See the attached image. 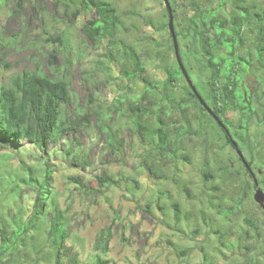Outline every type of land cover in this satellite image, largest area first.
Wrapping results in <instances>:
<instances>
[{"label":"rangeland","instance_id":"rangeland-1","mask_svg":"<svg viewBox=\"0 0 264 264\" xmlns=\"http://www.w3.org/2000/svg\"><path fill=\"white\" fill-rule=\"evenodd\" d=\"M22 1L24 9L18 16L12 12L10 0L6 4L0 0V84H8L11 77L36 70L38 65L49 73L47 56L51 51L63 66L69 60L70 99L65 110L76 134L48 151L26 142L5 148L0 153V174L19 179L33 173L42 176L46 164L53 169V203L68 219L64 264L75 255L81 264H95L98 236L108 227H112L113 238L108 253L101 255L108 264H246V217L254 218L260 227L262 238L254 252L264 264V215L254 200V182L241 167L236 150L225 146L224 138L207 125L206 129L196 125L194 118L199 112L189 107L195 124L192 131L199 132L184 140V155H189L190 162L161 161L156 153L151 157L154 142L131 134L124 118L127 103L122 104L124 97L141 94L144 84L123 80L115 66L101 64L104 48H100L105 44L93 45L85 32L95 19L93 13L74 17L76 5L68 10L56 6L54 0ZM115 1L127 28L126 41L144 54L145 74L152 81H162L161 59L171 35L165 1ZM210 3L217 5L219 0ZM260 4L264 7V0ZM176 23L174 19V26ZM178 32L190 34L192 30L183 23ZM59 36L65 37V45ZM156 51H160L159 58L154 57ZM166 61L178 65L175 55ZM194 84L206 95L203 83ZM244 84L258 115L251 120L249 137L240 141L241 152L250 162L248 149L254 150L251 167L264 191V100L256 103L264 96V71L259 64L252 67ZM184 86L181 80L177 101L184 97ZM229 117L238 125L237 114L229 113ZM167 119L179 121L177 126L183 123L178 109ZM149 122L154 125L155 118ZM106 126L113 129L115 137H109ZM206 130L209 134H204ZM152 163L158 174L149 171ZM207 173L212 175L210 181L204 178ZM106 177L114 184L103 182ZM35 201V191L23 184L0 186V219L18 225L33 214ZM173 204L180 207L179 221ZM33 234L35 238L21 235L26 244L18 243L16 250V242L5 243L0 236L3 264H56L48 233Z\"/></svg>","mask_w":264,"mask_h":264},{"label":"trees","instance_id":"trees-1","mask_svg":"<svg viewBox=\"0 0 264 264\" xmlns=\"http://www.w3.org/2000/svg\"><path fill=\"white\" fill-rule=\"evenodd\" d=\"M3 1L6 4L9 0ZM10 1L13 4L12 12L21 16L23 1ZM54 1L56 6L63 5L68 10L76 5L74 17H79L81 12H92L95 19L85 32L93 45L105 44L100 48H104L101 64L115 66L123 80L144 84L141 94L124 97L122 104L127 103L124 118L127 119V125H130L131 134L154 142L151 157L157 155L161 161L171 159L190 162L189 155H184V140L192 135H199V132L192 131L195 124L189 117V107H194L199 112L194 118L196 125H205V129L208 126V130L212 129L219 137L224 138L225 146H231L237 152L233 145L237 143L238 149L243 151L240 141L243 136H248L251 120L258 115L244 79L256 64L264 71V7L260 4L261 0H219L217 5L210 3V0H205L208 3L204 0H168L174 19L177 20L174 30L181 60L191 80L200 81L206 86V95L196 86L195 88L213 115L209 114L199 97L192 92L179 65L173 67L166 61L169 56L175 55L172 34L161 59L164 78L160 82L152 81L145 74L144 54L135 44L125 39L127 28L115 0ZM166 10L168 11L167 8ZM183 23L191 27L190 34L178 32ZM58 40L62 46L65 45V37L59 36ZM159 53L160 51H156L154 57L159 58ZM70 65L69 60L64 66L60 64L55 51H51L47 56L49 73L38 65L36 70H24L11 77L8 84H0V153L19 142L48 151L51 146H57L68 136L76 134L75 124L65 110L70 99V85L67 81ZM193 76L196 77L195 80ZM181 80L185 83V94L177 101L176 93ZM263 100L264 96L261 95L256 103L261 104ZM89 102H94L93 95ZM175 109L179 110L183 120L178 126L179 121L176 119H167ZM229 113L239 116L238 125L230 119ZM152 116L155 118L154 125L149 122ZM213 116L219 118L224 128ZM214 124L220 128L222 134L216 131ZM105 131L109 137H115L111 127L106 126ZM204 134H209V131L206 130ZM212 135L215 136L214 133ZM248 150L252 161L245 160L249 166H254V150ZM67 154L73 155L71 152ZM84 165L85 162L82 167ZM241 167L253 182L255 176L259 185L261 184L254 167H251V172L243 162ZM148 168L151 173L158 174L155 163ZM52 175L53 169L48 164L40 177L33 173L16 179L0 174V186L6 188L13 184H23L36 193L33 214L16 226L15 222L11 224L5 218L0 219V236L5 243L12 240L16 242L13 247L16 250L18 243L25 246L26 239L22 238L24 235L35 238L33 232L41 234L45 231L54 250L55 263L64 264L62 254L67 239L68 219L53 203ZM204 178L210 181L212 175L207 173ZM103 182L108 186L114 184L108 177ZM173 208L176 220L179 221L180 207L173 204ZM259 208L264 215V210ZM244 222L247 229L243 232V238L249 243L245 247L246 264H260V259L254 252L262 238L260 227L252 217H246ZM112 238V227L99 234L95 247L99 255L95 264H108L101 259V255L108 253ZM2 256L0 253V264L4 263ZM69 264H81V261L75 255Z\"/></svg>","mask_w":264,"mask_h":264},{"label":"water","instance_id":"water-1","mask_svg":"<svg viewBox=\"0 0 264 264\" xmlns=\"http://www.w3.org/2000/svg\"><path fill=\"white\" fill-rule=\"evenodd\" d=\"M165 3H166V7L169 11V15H170V33L172 34L173 36V42H174V49H175V55H176V59L178 61V65L179 67L181 68V71L184 75V78L186 80V82L188 83V85L191 87L192 89V92L197 95L200 99V102L201 104L203 105V107L205 109L208 110L209 114L210 115H213V112L210 108H208L207 104L201 99V97L198 95V92L195 88V85H194V82L191 80L187 70L185 69L184 67V64L181 60V57H180V53H179V46H178V42H177V39H176V36H175V30H174V16H173V10H172V7L170 5V3L168 2V0H164ZM214 119L219 123V125L224 128V124L219 120V118H217L216 116H213ZM234 147L237 149V154L239 155V157L241 158L243 164L247 167V169L251 172V166L248 165L247 161L245 160L244 158V155L243 153L238 149V145L237 143H234L233 144ZM254 182H255V194H254V200L255 202L264 210V191L260 188V185L257 181V179L255 178L254 176Z\"/></svg>","mask_w":264,"mask_h":264},{"label":"flooded vegetation","instance_id":"flooded-vegetation-1","mask_svg":"<svg viewBox=\"0 0 264 264\" xmlns=\"http://www.w3.org/2000/svg\"><path fill=\"white\" fill-rule=\"evenodd\" d=\"M245 158V157H244ZM241 159V158H240Z\"/></svg>","mask_w":264,"mask_h":264}]
</instances>
